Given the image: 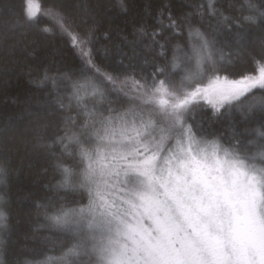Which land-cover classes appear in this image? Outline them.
<instances>
[{"label": "snow or ice", "instance_id": "obj_1", "mask_svg": "<svg viewBox=\"0 0 264 264\" xmlns=\"http://www.w3.org/2000/svg\"><path fill=\"white\" fill-rule=\"evenodd\" d=\"M34 3L21 0L11 27L59 40L69 62L28 68L30 84L52 83L38 106L59 119L34 130L41 179L24 198L23 248L11 196L22 169L0 155V264H264V0H229L227 15L220 0H145L131 31L107 14L128 17L129 0L107 12L67 0L71 24ZM31 102L0 114V133ZM37 237L54 254L28 249Z\"/></svg>", "mask_w": 264, "mask_h": 264}, {"label": "trees", "instance_id": "obj_2", "mask_svg": "<svg viewBox=\"0 0 264 264\" xmlns=\"http://www.w3.org/2000/svg\"><path fill=\"white\" fill-rule=\"evenodd\" d=\"M40 8V16L43 17L45 11L49 7H53L57 12H67L69 19L66 23L71 24V17L75 15L72 9H61L60 5L66 3L67 0H36ZM74 3L75 0H72ZM91 3H100L105 6L110 2H118V0H90ZM132 5V11L128 17L117 16L115 12H107L114 20L113 27L119 25L131 31L130 21L137 19L141 14V5L145 0H129ZM156 2V0H154ZM185 0H173V3L179 5ZM197 2L207 3V0H197ZM226 15L232 10L229 8V0H220ZM44 11V12H43ZM19 18L23 24V15L21 11V0H0V81L7 78L8 84L3 86L0 84V114L12 113L16 111V115L20 116L21 111L18 105L25 100L32 99L31 106L28 111L33 115L24 113V117L18 120L15 128L6 133H0V155L13 156L15 163L22 169L18 178H12V201H13V224H16V218L19 217L17 232L19 233L20 247H24L23 233H30L31 226L26 216L28 204L24 198L29 193H37L39 185L35 182L41 177L38 175L40 171L41 161L39 154L33 150L34 130L38 125H43L46 120H58L59 117L49 116L46 109L38 106V101L43 103L47 93L43 91L45 87L51 88L52 83L48 82L47 86L28 82L27 72L29 66L48 65L55 69L57 66L63 67L67 64L68 54L61 48L59 40L52 37L41 38L31 35L30 27H18L13 29L11 26ZM27 33V34H25ZM35 41V45H33ZM35 46L37 51L35 58L28 55L31 47ZM15 49L12 53L11 50ZM54 49H61L54 52ZM7 73V76H5ZM53 75L55 72L53 71ZM68 103L67 97L64 98ZM74 115V113H73ZM29 162H33V167L29 168ZM27 248L33 249L38 253L49 252L51 245H44L41 239L37 237L35 241L31 239L27 242ZM49 254H54L49 252ZM40 258H43L41 256Z\"/></svg>", "mask_w": 264, "mask_h": 264}, {"label": "rangeland", "instance_id": "obj_3", "mask_svg": "<svg viewBox=\"0 0 264 264\" xmlns=\"http://www.w3.org/2000/svg\"><path fill=\"white\" fill-rule=\"evenodd\" d=\"M39 7L38 3H34L32 5V10L36 11ZM45 14H43L44 16ZM248 197L243 193L235 200V207L238 210L237 219L235 221L236 227L242 238H250L254 232L255 225L254 222L250 220V216L246 213V208L248 207ZM262 214H264V210H262ZM246 215V216H244ZM242 216V218H241Z\"/></svg>", "mask_w": 264, "mask_h": 264}, {"label": "bare ground", "instance_id": "obj_4", "mask_svg": "<svg viewBox=\"0 0 264 264\" xmlns=\"http://www.w3.org/2000/svg\"><path fill=\"white\" fill-rule=\"evenodd\" d=\"M40 11H41V10H40ZM44 11H45V10H44ZM44 11H43V12H44ZM244 216H246V215H244ZM248 217H249V215H248ZM241 218H242V216H241ZM250 220H251V217H250ZM251 221H252V220H251Z\"/></svg>", "mask_w": 264, "mask_h": 264}]
</instances>
